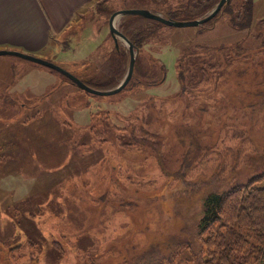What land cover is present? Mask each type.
I'll use <instances>...</instances> for the list:
<instances>
[{"label": "rangeland", "instance_id": "rangeland-1", "mask_svg": "<svg viewBox=\"0 0 264 264\" xmlns=\"http://www.w3.org/2000/svg\"><path fill=\"white\" fill-rule=\"evenodd\" d=\"M218 1L95 0L48 52L30 54L83 81L98 78L99 87L116 62L107 61L116 46L113 12L191 20ZM242 2L233 0V14ZM255 2L258 23L247 30L231 24L230 11L198 26H160L138 56L134 80L111 95L0 55V264L200 261L208 194L264 173V0ZM121 19L118 27L132 36L158 25ZM101 128L111 138L105 144L94 133ZM117 134L149 145V156L145 147L121 145ZM53 239L65 253L50 249Z\"/></svg>", "mask_w": 264, "mask_h": 264}, {"label": "trees", "instance_id": "trees-1", "mask_svg": "<svg viewBox=\"0 0 264 264\" xmlns=\"http://www.w3.org/2000/svg\"><path fill=\"white\" fill-rule=\"evenodd\" d=\"M106 1L107 0H105V2ZM210 5L207 7L208 9L206 8L207 10H210L214 6V4L213 6L212 4ZM255 5V0H243L237 10V13L233 14V0H229L217 16L211 20L218 18L224 12H231V24L234 27L242 30L253 28L258 23L255 15ZM99 8H101V5H99ZM206 9L204 12H207ZM171 15L172 14L164 16L170 18L172 17ZM200 16L201 15H197L194 19L199 18ZM121 20H126L127 22L130 20H146L150 23L158 24L157 26L143 27L136 35L133 36L127 32L126 28L124 29L123 26H119V29L139 50L136 58L137 63L138 56L143 50L145 43L153 35H155L157 29L164 24L138 15L124 16ZM262 23H264V19L262 20ZM107 56V61L109 62H111L113 58L116 59L115 63H109V74L107 71L104 74L105 76L109 75L108 78H111V80L98 81L102 83L99 87L92 83L98 78H92L90 82L84 80L85 83L99 89H110L120 83V80L116 82V78L122 73V71L123 75L120 76H123L122 79L124 78V73L126 74V70L128 69L130 62L129 49L127 48L126 51V48L119 44V47L115 46L112 52ZM126 57L128 58L127 64ZM124 65L126 66L125 68ZM133 76L130 82L134 80ZM64 77L67 81L72 82L66 76ZM163 80L156 83H148L139 79L138 82L157 85ZM106 132L107 130L104 128L94 130V133L103 144L111 139L110 137H107ZM114 139H118L121 145L138 147V150L145 147V143L138 140H135L132 144H127L125 139L122 141L118 134L114 137ZM150 146H152L156 152V148H158L159 145H154L151 142ZM148 147L149 145L145 147L147 148V156H149ZM263 180L264 173L254 177L247 184L235 188L233 191L223 193L212 192L208 194L204 202L205 212L199 223L198 231L199 239L202 245L201 259L195 264H264V186H258V184ZM49 246L50 249H55L59 253H65L66 251V247H64L57 239L49 241ZM19 247L20 246L17 248Z\"/></svg>", "mask_w": 264, "mask_h": 264}, {"label": "crops", "instance_id": "crops-1", "mask_svg": "<svg viewBox=\"0 0 264 264\" xmlns=\"http://www.w3.org/2000/svg\"><path fill=\"white\" fill-rule=\"evenodd\" d=\"M95 0H0V48L39 55ZM53 46V45H52ZM43 74H51L42 71Z\"/></svg>", "mask_w": 264, "mask_h": 264}, {"label": "water", "instance_id": "water-1", "mask_svg": "<svg viewBox=\"0 0 264 264\" xmlns=\"http://www.w3.org/2000/svg\"><path fill=\"white\" fill-rule=\"evenodd\" d=\"M229 2V0H220L217 5L205 16L201 18L191 19V20H176L172 18L165 17L159 12L145 10V9H121L117 10L112 13L109 19V26H110V32L111 35L116 43V47H119L120 41L123 40L129 49L130 53V62L128 66L127 73L125 74L124 78L121 80V82L110 89H99L90 86L89 84L85 83L83 80L75 76L74 74L70 73L63 67L46 60L42 57L36 56L34 54H30L28 52L23 51H17V50H9V49H0V55H15L18 57H21L23 59L44 65L46 67H49L51 69L59 71L61 74L69 78L73 83L77 84L82 89L98 94V95H111L115 94L117 92H120L122 89H124L127 84L130 82L135 68L136 58L138 55V48L135 47L134 43L119 29L117 25V21L128 15H138L142 16L148 19H153L156 21L161 22L164 25L174 26V27H189V26H198L200 24L207 23L211 19H213L217 14L220 12V10L223 8V6Z\"/></svg>", "mask_w": 264, "mask_h": 264}]
</instances>
